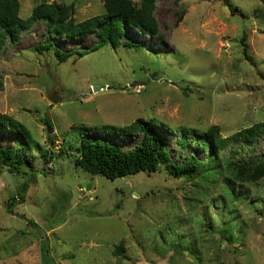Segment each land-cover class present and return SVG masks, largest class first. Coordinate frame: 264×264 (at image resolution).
<instances>
[{
  "label": "rangeland",
  "instance_id": "374dc122",
  "mask_svg": "<svg viewBox=\"0 0 264 264\" xmlns=\"http://www.w3.org/2000/svg\"><path fill=\"white\" fill-rule=\"evenodd\" d=\"M54 1L73 4L77 22L104 12V0H19L20 15ZM154 15L167 40L134 31L124 40L139 49L105 46L61 62L35 50L47 41L43 22L0 44V112L33 136L22 151L27 174L0 166V264H264V134L252 145L231 138L264 122V8L259 0H156ZM55 41L70 52L98 38ZM139 118L155 121L180 163L211 154L195 139L184 148L181 131L201 136L218 125L230 138L218 155L237 164L241 180L228 169L212 180L176 178L164 166L110 180L76 164L83 136L134 148L142 135L121 131ZM7 132L0 127V146L18 147ZM25 181L24 202L9 212Z\"/></svg>",
  "mask_w": 264,
  "mask_h": 264
},
{
  "label": "trees",
  "instance_id": "16d2710c",
  "mask_svg": "<svg viewBox=\"0 0 264 264\" xmlns=\"http://www.w3.org/2000/svg\"><path fill=\"white\" fill-rule=\"evenodd\" d=\"M264 8V0H259ZM231 8V7H230ZM156 0H142L136 4L133 0H104V12L100 15L90 17L77 22L74 17L73 4H62L56 1L52 3L41 2L32 9L31 14L23 18L20 15L21 4L19 0H0V44L3 45L8 39L18 43L22 35L32 29L36 24L46 23L48 34L47 41L39 43L35 50L44 53L53 50L56 58L61 62L68 61L74 55L84 57L105 46L116 49L120 46L139 49L142 44L125 39L134 31L148 33L151 38L157 39L160 43L166 42V36L161 33L160 25L154 15ZM180 16L179 18H181ZM94 33L98 42L89 48L71 50L64 52L59 48L55 39L76 38L83 34ZM247 36H243L242 45ZM145 46V45H144ZM247 55V48L244 47ZM0 127L7 133L16 134L19 143L18 147L0 146V166L8 167V171L17 175H25V159L23 149H26L33 142V136L26 125L12 116L0 112ZM97 134L107 133L99 128L90 129ZM124 135H133L138 132L142 139L132 149H125L110 138L104 139L81 137L79 144L75 146L78 152L77 165L91 174L106 177L110 180L135 175L139 172H157L164 166L168 173L176 178H190L194 175L212 180L213 175L218 177L226 169L229 172L237 171V164L229 158L219 157L218 153L228 149L229 139L220 135V127L212 125L207 132L201 136L190 132L187 129L181 131L178 141L184 148L189 147V139L201 142L200 146L211 154L206 160H201L197 155H192L184 163L171 161L168 154L167 138L160 132L154 120L139 118L131 124V130L121 131ZM264 134V122L255 123L244 128L231 136L233 140L243 139L247 145H252L255 138ZM173 135V133H171ZM73 147V146H71ZM215 173V174H214ZM234 174L241 180L240 172ZM231 182L226 186L229 189ZM30 183L25 181L16 196L7 202L9 212L16 204L23 203L29 190ZM237 197L241 192L230 188ZM235 191V192H234ZM36 227V222L30 221ZM45 240V238H44ZM48 250V249H47ZM121 247L115 249V255L121 253Z\"/></svg>",
  "mask_w": 264,
  "mask_h": 264
},
{
  "label": "water",
  "instance_id": "95a60500",
  "mask_svg": "<svg viewBox=\"0 0 264 264\" xmlns=\"http://www.w3.org/2000/svg\"><path fill=\"white\" fill-rule=\"evenodd\" d=\"M223 12L224 13H230L231 12V9H230V7L228 6V5H224L223 6ZM51 100L53 101V102H57L58 100H59V97H57V96H53L52 98H51ZM90 185L88 186V188L90 189Z\"/></svg>",
  "mask_w": 264,
  "mask_h": 264
}]
</instances>
